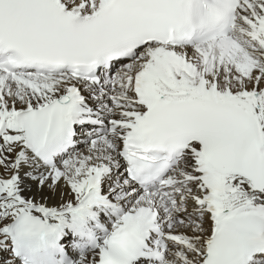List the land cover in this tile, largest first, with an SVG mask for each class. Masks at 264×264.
I'll return each instance as SVG.
<instances>
[{
    "label": "snow or ice",
    "instance_id": "1",
    "mask_svg": "<svg viewBox=\"0 0 264 264\" xmlns=\"http://www.w3.org/2000/svg\"><path fill=\"white\" fill-rule=\"evenodd\" d=\"M0 264H264V0H0Z\"/></svg>",
    "mask_w": 264,
    "mask_h": 264
},
{
    "label": "bare ground",
    "instance_id": "2",
    "mask_svg": "<svg viewBox=\"0 0 264 264\" xmlns=\"http://www.w3.org/2000/svg\"><path fill=\"white\" fill-rule=\"evenodd\" d=\"M83 147H84V146H83V145H81V149H83Z\"/></svg>",
    "mask_w": 264,
    "mask_h": 264
}]
</instances>
